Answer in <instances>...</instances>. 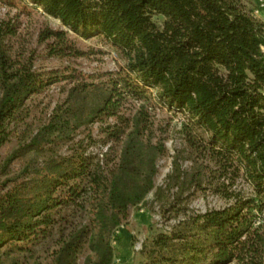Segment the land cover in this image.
<instances>
[{
  "label": "trees",
  "instance_id": "16d2710c",
  "mask_svg": "<svg viewBox=\"0 0 264 264\" xmlns=\"http://www.w3.org/2000/svg\"><path fill=\"white\" fill-rule=\"evenodd\" d=\"M28 1L84 39H106L125 65L100 82L72 80L47 122L0 155L4 171L31 158L0 197V264H113L131 208L152 193L163 201L176 189L179 203L206 188L227 205L156 235L143 264H264V23L254 9L243 0ZM17 33L0 20V152L28 120L29 101L61 80L13 53ZM41 40H53V56L74 52L64 31ZM129 99L134 114L119 118ZM158 109L183 116L192 162L185 170L177 157L164 188ZM111 118L107 151L96 153L91 127ZM239 179L247 191L234 190Z\"/></svg>",
  "mask_w": 264,
  "mask_h": 264
},
{
  "label": "rangeland",
  "instance_id": "374dc122",
  "mask_svg": "<svg viewBox=\"0 0 264 264\" xmlns=\"http://www.w3.org/2000/svg\"><path fill=\"white\" fill-rule=\"evenodd\" d=\"M243 1L251 9H256L257 0ZM0 20L12 21L18 27L16 37L11 40L15 55L20 54L18 57L21 60H32L39 71L58 72L61 77L58 83L48 87L29 101L28 120L14 132L10 141L0 152L1 161L4 162L25 139V133H36L37 129L47 122L54 108L66 99L72 80L76 81V78L81 76L90 82L103 81L104 74L119 71L125 65V61L106 39L97 36L84 39L69 31L59 20L46 15L42 9L35 7L28 0H0ZM47 30L66 32L67 44L74 51L73 54L65 57L51 55L50 46L53 40L46 42L41 40V34ZM137 105L132 99L125 101L121 106L119 118L131 117ZM117 120L118 118H111L91 127L90 132L97 143L96 153L107 151L108 147L102 146L101 141L104 135L101 130L114 125ZM183 120V116L166 110L158 109L155 112L157 135L164 139L167 147L166 155L158 163L157 188L165 187L167 176L171 174L177 157L183 169L190 170L192 167V162L188 159V149L181 135ZM30 161V157L18 159L6 171L0 170V197L12 186L13 180L20 177ZM247 189L242 179H239L234 187V190L238 191H247ZM178 197L176 189L166 194L163 201L157 200L152 193L143 204L130 209L128 219L117 232L113 242L115 248L113 264L145 263L146 259L142 250L156 235L171 232L172 228L186 217L204 214L211 209H221L228 203L208 188L205 191L185 194L179 203ZM44 248L46 247H40L39 252L43 254ZM84 258L85 256L81 257L80 264H83Z\"/></svg>",
  "mask_w": 264,
  "mask_h": 264
},
{
  "label": "built area",
  "instance_id": "2783aa9c",
  "mask_svg": "<svg viewBox=\"0 0 264 264\" xmlns=\"http://www.w3.org/2000/svg\"><path fill=\"white\" fill-rule=\"evenodd\" d=\"M254 16L264 23V0H257L256 9L253 12Z\"/></svg>",
  "mask_w": 264,
  "mask_h": 264
}]
</instances>
